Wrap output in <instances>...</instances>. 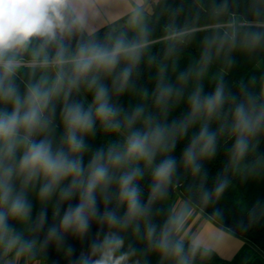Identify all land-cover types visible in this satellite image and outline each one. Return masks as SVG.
<instances>
[{"label": "clouds", "instance_id": "clouds-1", "mask_svg": "<svg viewBox=\"0 0 264 264\" xmlns=\"http://www.w3.org/2000/svg\"><path fill=\"white\" fill-rule=\"evenodd\" d=\"M81 0H0V264H19L21 258L34 259L36 240L18 232L10 221H26L32 205L29 189H36L40 201L58 196L60 202L78 197L73 207L69 204L58 226L48 230L43 245L62 241L68 233L83 236L94 219L107 224L109 229L140 231L143 221L145 238L149 245L174 264H193L199 249L192 245L185 251L180 231L191 212L183 209L170 216L157 231L151 221V206L167 195L177 170V161L164 155L176 146L177 135L183 136L198 120H203L183 153V164L193 175L201 172L200 160L216 151L218 134L226 130L235 136L233 162L243 160L249 151L251 139L264 130V103L257 106L253 98L241 102L231 110L229 125L221 124L211 130L210 123L221 115L225 104L224 88L218 84L210 95L201 96L198 88L190 96L188 116L178 125L161 124L143 105L130 113L112 102L111 94H122L128 87L132 72L148 44V34L142 25L145 0H136L129 20L130 26L140 27L137 38L129 40L126 34L109 36L108 43L77 42L69 51L66 38L88 28V11L94 7ZM38 47L30 51L33 41ZM260 33L252 34L258 43ZM224 38H221V44ZM55 47V52L50 49ZM211 42L203 54L206 66L211 61ZM26 54L30 57L25 60ZM124 62L125 66L116 72ZM25 63L38 66L41 77L25 85L21 94L16 83L20 68ZM54 69L49 76L47 70ZM203 69H201V74ZM112 78L111 90L104 82ZM184 79V76H181ZM91 93V102L85 107L80 101L70 100L81 87ZM174 89L158 86L155 104L166 110ZM179 93H177L178 95ZM62 100L60 126L63 131L55 139V100ZM234 99V98H233ZM10 106V108L8 107ZM139 124L140 127L136 125ZM97 126L104 133L123 137L108 146L98 148L85 165L84 154L89 150L86 137L96 134ZM151 170L150 194L147 203L142 200L139 181ZM115 185L117 207L124 208L123 216L109 211V190ZM227 186L222 179L213 192L205 191L207 202L214 194L219 197ZM105 205L98 212V199ZM59 213V203L53 212ZM45 215L37 219L36 228L43 227ZM124 238L119 231H108L103 239L94 242L88 253H82L78 264H139L132 262L134 249L121 251ZM70 251V249H69Z\"/></svg>", "mask_w": 264, "mask_h": 264}, {"label": "trees", "instance_id": "trees-1", "mask_svg": "<svg viewBox=\"0 0 264 264\" xmlns=\"http://www.w3.org/2000/svg\"><path fill=\"white\" fill-rule=\"evenodd\" d=\"M143 15L147 16L143 27L148 34V44L143 49L139 62L133 69L128 87L117 95L112 91V102L131 112L136 106L143 105L146 113L153 114L161 124L177 125L190 111V96L199 88L201 96L212 94L218 84L224 88L225 104L221 115L210 123V129L218 130L221 124L229 125L231 110L241 102L247 103L253 98L257 106L264 103V0H145ZM127 17L108 24L97 31L87 34L76 33L66 38L64 46L69 51L75 49L77 42L95 41L108 43L109 36L126 34L129 40L137 38L138 31L123 24ZM260 33L258 43L252 41V34ZM221 38L224 43L221 44ZM211 42V61L205 66L203 54ZM39 41H33L30 51L38 47ZM53 46L50 51L55 52ZM25 60L30 57L26 54ZM125 66L122 62L116 69ZM201 69L203 72L201 74ZM42 71L32 64L23 65L17 75L16 83L21 94L25 85L38 80ZM184 79H181V76ZM104 82L110 87L112 78ZM170 85L174 89L166 110L155 104L158 86ZM177 93H179L177 95ZM234 98V99H233ZM91 93L81 87L79 93L73 92L70 100L80 101L85 107L91 102ZM62 100H55V139L62 134L60 126ZM0 107H4L0 105ZM10 108V106H8ZM203 120H198L188 128L182 137L177 135L176 146L170 153L158 155L156 162L171 155L177 161V170L173 183L168 187L167 195L155 201L151 206V221L157 231L171 216V200L178 194L183 200L195 207L207 219L220 229L241 239L243 248L231 259L221 258L216 252L195 245L199 251L193 264H264V130L251 139L249 151L243 160L233 162L235 136L226 130L218 134L216 151L200 160L201 172L193 175L183 164V153L192 137L199 132ZM140 127L139 124L136 125ZM123 137L115 133H104L97 126L94 136L86 137L89 150L84 154V163H88L92 152L107 147ZM222 179L227 186L216 197L205 202V191L213 192ZM151 170L145 169V176L139 181L142 200L147 203L150 194ZM36 189H29L28 200L32 205L29 218L24 222L10 221L18 232L37 242L34 259L44 264H78L82 253H88L91 245L108 231H119L124 238L121 251L135 250L132 262L139 264H174L170 258L155 251L145 238L143 221L139 233L132 228L126 231L109 229L107 224L94 219L83 236L68 233L62 241H49L44 244L48 230L58 226L69 204L73 207L78 197L60 202L58 196L51 200L40 201ZM115 185L109 190L111 202L109 211L123 216L124 208L117 207ZM98 202L100 197H97ZM59 203V213L53 212ZM105 205L98 203V212L103 213ZM44 213L43 227L36 228L37 219ZM58 222L56 223V221ZM194 244L184 242L185 251ZM70 249V251H69Z\"/></svg>", "mask_w": 264, "mask_h": 264}, {"label": "crops", "instance_id": "crops-1", "mask_svg": "<svg viewBox=\"0 0 264 264\" xmlns=\"http://www.w3.org/2000/svg\"><path fill=\"white\" fill-rule=\"evenodd\" d=\"M81 3L89 4V0H81ZM135 3L136 0H95L94 7L90 5L88 28L84 32L91 34L108 24L130 16ZM170 206L171 216L179 213L181 209L191 212L179 234L184 242L210 249L224 259L233 258L243 248L244 242L241 239L217 227L178 194L172 198ZM19 264H25V259L21 258ZM27 264L44 263L27 261Z\"/></svg>", "mask_w": 264, "mask_h": 264}, {"label": "rangeland", "instance_id": "rangeland-1", "mask_svg": "<svg viewBox=\"0 0 264 264\" xmlns=\"http://www.w3.org/2000/svg\"><path fill=\"white\" fill-rule=\"evenodd\" d=\"M130 17H131V15L128 16V17L125 19V21H124L123 24H125V25H127L128 27H130V28H132V29H134V30H136V31L139 32V31H140V27H139V26H136V27L130 26V24H129ZM146 19H147V16H146V15H143L142 25L144 24V22H145ZM47 74H48L49 76L54 75V69H49V70H47ZM57 222H58V220L56 221V223H57Z\"/></svg>", "mask_w": 264, "mask_h": 264}, {"label": "built area", "instance_id": "built-area-1", "mask_svg": "<svg viewBox=\"0 0 264 264\" xmlns=\"http://www.w3.org/2000/svg\"><path fill=\"white\" fill-rule=\"evenodd\" d=\"M25 64H31V63H25Z\"/></svg>", "mask_w": 264, "mask_h": 264}]
</instances>
